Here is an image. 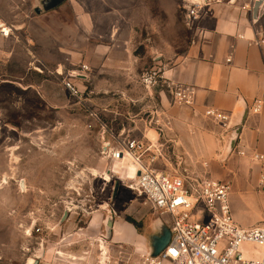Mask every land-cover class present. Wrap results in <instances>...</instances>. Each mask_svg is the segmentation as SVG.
Segmentation results:
<instances>
[{
	"label": "rangeland",
	"instance_id": "obj_1",
	"mask_svg": "<svg viewBox=\"0 0 264 264\" xmlns=\"http://www.w3.org/2000/svg\"><path fill=\"white\" fill-rule=\"evenodd\" d=\"M47 1L0 0V18L13 29L11 37H0V264H28L48 246L39 264L76 263L54 249L87 250L95 258L82 264H97L100 245L106 252L111 246L117 249L120 238L131 254L137 238L143 237L147 250L156 248L166 235L158 222L169 229L168 217L143 204L121 172H112L124 164L107 155L108 142L133 137L149 143L142 131L144 122L152 121L148 90L140 80H74L83 92L80 100L63 79L84 63L90 65L88 52L107 47L113 27L114 38L130 40L139 79L152 68L162 74L191 42L192 28L185 20L189 2L62 0L49 7ZM78 13L96 26L80 21ZM75 52L79 58L73 57ZM162 149L155 167L210 176L206 165L193 164L192 150ZM230 201L240 222L251 223L261 215L260 204L246 190H233ZM67 209L64 229L71 231L93 217L94 231L90 238H69L61 247L57 223ZM106 215L114 220L112 239L107 240L102 235ZM35 222L44 233L29 232Z\"/></svg>",
	"mask_w": 264,
	"mask_h": 264
},
{
	"label": "crops",
	"instance_id": "obj_2",
	"mask_svg": "<svg viewBox=\"0 0 264 264\" xmlns=\"http://www.w3.org/2000/svg\"><path fill=\"white\" fill-rule=\"evenodd\" d=\"M256 1L207 2L208 12L192 29L190 44L183 53L174 56L171 66L163 70L164 85L147 93L152 121L144 122L142 129L147 138L162 147L192 150L193 164L206 165L204 171L210 177L229 183L230 196L233 190H246L253 194L261 209L256 221L240 222L233 213L235 220L244 227L264 224V185L259 184L264 163L253 159L256 153L264 154V111L260 114L249 111L255 98L264 99V41H261L264 40V0H260L255 13ZM78 19L96 26L86 15L78 13ZM0 22L5 21L0 18ZM114 30L115 27L111 29V41L107 47L100 46L88 52L91 61L86 65L93 71L80 70L82 77H74V80H140L137 77L139 60L129 47L130 40L114 38ZM75 53L73 57L79 58V52ZM165 81L192 87L194 103L175 102ZM243 106L246 116L236 144L225 158L232 126ZM208 108L229 114V124L223 125L206 116ZM157 130L162 132L163 139ZM231 207L233 212L232 204ZM116 241H123V238ZM135 246L138 250L146 249L143 237L137 238ZM79 256L73 264L95 258L82 252ZM163 264L172 263L166 261Z\"/></svg>",
	"mask_w": 264,
	"mask_h": 264
},
{
	"label": "built area",
	"instance_id": "obj_3",
	"mask_svg": "<svg viewBox=\"0 0 264 264\" xmlns=\"http://www.w3.org/2000/svg\"><path fill=\"white\" fill-rule=\"evenodd\" d=\"M187 1L185 20L193 29L208 12L209 0ZM12 31L10 25L0 22V35L9 37ZM88 69L83 64L63 79L64 87L80 100H83V92L74 77H82L80 70ZM164 80L163 73L154 68L145 70L140 77L149 93L164 85ZM165 84L171 89L175 102L194 103L192 87L173 81H165ZM249 111L262 113L264 99L255 98ZM91 115L100 121L97 113ZM205 115L226 126L230 122V115L216 108L206 109ZM162 150L161 145L150 139L148 143L133 137L118 140L115 145L107 144V155L111 160L132 164L135 168L133 176L121 172L127 187L143 200L144 205L168 217L171 232L168 244L157 255L137 248L131 254L128 248L121 246L109 249L104 260L101 250L98 264L103 261V264H163L166 261L172 264H264V224L244 227L235 220L230 203L231 185L194 171L184 173L155 167L153 164L162 156ZM253 159L264 163V154L256 153ZM259 184L264 185V171L260 173Z\"/></svg>",
	"mask_w": 264,
	"mask_h": 264
},
{
	"label": "flooded vegetation",
	"instance_id": "obj_4",
	"mask_svg": "<svg viewBox=\"0 0 264 264\" xmlns=\"http://www.w3.org/2000/svg\"><path fill=\"white\" fill-rule=\"evenodd\" d=\"M69 211H70V209L64 210L59 222L57 223L60 226L59 235H60L61 239L59 241V245L61 247H65L67 245V243L63 242V241H65V240L67 241L69 238L81 237V236H84V237L88 236L90 238L91 237L90 235L92 234V231H94V228H93L94 226L91 225V220H92L93 217L90 220L86 221L87 223L85 225H79L78 224L74 228H72L71 231H68V230L64 229L63 224H64V222L66 221V219L69 216ZM96 211L97 210L92 211V214H94ZM52 216H54V212L52 213ZM108 216L110 217V221H111V227H110L111 228V233H110V235H108L107 224H106V218ZM103 223H104V231L102 232V235L104 236V238L106 240L107 239H112L113 229H114V220H113V218L110 215H106V217L104 218ZM44 231H45V228L42 227V225H40V224H38L36 222H35V224L32 225V228L29 230V232L31 234H33V233L40 234V233H44ZM39 238H41V237H39ZM99 241H100V239H99ZM72 243L73 244H78L79 242L78 241H74ZM115 243H117V245H115V246H117V248L123 246V244H120L121 241L119 243V241L115 240ZM70 244L71 243H68V245H70ZM100 246H101V249H104V251H105L104 253H106L105 245L102 243ZM33 249H34V247H33ZM110 249L113 250V246H111ZM49 251H50V248L48 246L46 248H42L41 251H39L38 254H35L34 255L35 256L34 260H37L36 264L40 263V259L46 258V254H48ZM54 251H55V254L59 253L62 258H66L67 257V258H69L71 260H78L80 258L79 253H81V252L83 253V255H89V253H90L87 250H81V249H79V250L77 249L73 253H71L70 251H65V250H62L63 252H60L57 249H54ZM99 253L101 254L100 250H99ZM100 254L97 256V264H98L99 259L101 257ZM33 262H32V264H33Z\"/></svg>",
	"mask_w": 264,
	"mask_h": 264
},
{
	"label": "water",
	"instance_id": "obj_5",
	"mask_svg": "<svg viewBox=\"0 0 264 264\" xmlns=\"http://www.w3.org/2000/svg\"><path fill=\"white\" fill-rule=\"evenodd\" d=\"M47 2H48V6L50 7V6H54V5L61 3L62 0H48ZM259 2H260V0H257L254 4V12L255 13L257 11ZM245 116H246V110L243 106L240 108V110L238 112V117L232 126L233 129H232V132H231V135L229 138V142H228L227 148L224 151V157L225 158L229 155V153L231 152V150L233 149V147L236 144L237 137H238L240 130H241V124L243 123ZM20 185L22 186V188H24V180L20 181ZM115 192H116V188H115ZM106 224H107L108 235H110V233H111V228H110L111 227V221H110L109 216L106 218ZM158 224L162 227V229H164L166 231V235L160 239L156 248L149 249L151 255H157L162 249H164L166 247V245L168 244L170 237H171V232H170V229H168L167 225L162 220L159 221ZM36 263H37V260H34L33 264H36Z\"/></svg>",
	"mask_w": 264,
	"mask_h": 264
},
{
	"label": "bare ground",
	"instance_id": "obj_6",
	"mask_svg": "<svg viewBox=\"0 0 264 264\" xmlns=\"http://www.w3.org/2000/svg\"><path fill=\"white\" fill-rule=\"evenodd\" d=\"M198 1V0H197ZM118 166H116L115 168H117ZM120 167V166H119ZM95 172H96V170H94ZM123 171H125V172H127L128 174H129V176H133V174L135 173V168H134V166L132 165V164H124L123 166H121L120 168H118V170H116V169H113V171L112 172H116V173H118V172H123ZM104 175L107 177V178H109L110 177V175H109V173L108 172H105L104 173ZM104 247V246H103ZM103 250V249H102ZM105 252V251H104ZM104 252H103V254H104ZM34 261V258H30L29 259V261H28V264H32V262Z\"/></svg>",
	"mask_w": 264,
	"mask_h": 264
}]
</instances>
